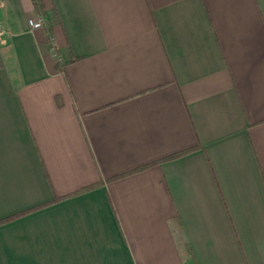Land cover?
<instances>
[{"label":"crops","instance_id":"obj_1","mask_svg":"<svg viewBox=\"0 0 264 264\" xmlns=\"http://www.w3.org/2000/svg\"><path fill=\"white\" fill-rule=\"evenodd\" d=\"M40 1L0 0V264H264V0Z\"/></svg>","mask_w":264,"mask_h":264},{"label":"built area","instance_id":"obj_2","mask_svg":"<svg viewBox=\"0 0 264 264\" xmlns=\"http://www.w3.org/2000/svg\"><path fill=\"white\" fill-rule=\"evenodd\" d=\"M27 23H28L29 27H31V28L42 27L44 24V17L41 15L29 17L27 19ZM0 33H1V28H0Z\"/></svg>","mask_w":264,"mask_h":264},{"label":"trees","instance_id":"obj_3","mask_svg":"<svg viewBox=\"0 0 264 264\" xmlns=\"http://www.w3.org/2000/svg\"><path fill=\"white\" fill-rule=\"evenodd\" d=\"M35 6L38 8V9H41L43 4L40 0H33ZM186 150H182V151H178L176 153H172L170 155H167L165 156L164 158H171V157H174V156H177V155H180L181 153L185 152Z\"/></svg>","mask_w":264,"mask_h":264}]
</instances>
